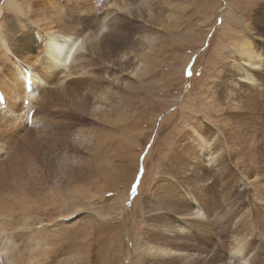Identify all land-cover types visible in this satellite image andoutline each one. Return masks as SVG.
<instances>
[{"label": "rangeland", "instance_id": "rangeland-1", "mask_svg": "<svg viewBox=\"0 0 264 264\" xmlns=\"http://www.w3.org/2000/svg\"><path fill=\"white\" fill-rule=\"evenodd\" d=\"M3 2L0 0V5ZM19 2L35 9L34 0ZM261 6L264 0H165L161 9L157 6L161 13L150 21L152 25H144L145 19L120 15L121 22L126 20L122 24L128 25V33L136 37L140 33H151L153 37L155 34L161 50L151 53L154 71L132 81L135 91L117 89L123 100L117 98L119 102L112 112L118 120L116 141L110 145L113 149L108 146L98 154L93 149L96 145L91 140L98 137L103 122L90 113L94 101L82 94L88 86L92 91L99 87H92L85 78L48 86V94L38 96L41 99L36 104H26L27 99L23 103V97L17 109L0 103V144L5 153L0 158V185L13 173L9 181L22 188L17 195L3 191L7 199L0 200V218L5 219L7 226L6 231L0 228V236L4 232L13 236V245L18 247L17 264H30L29 260L34 264H55L58 257L52 256L54 249H61L59 259L70 256L72 260L67 264H234L229 250L236 239L246 242L251 257L264 264V201L260 204L253 199L258 195L264 200V83L254 99H246L254 93L247 89L250 82L234 86L235 67L231 66L229 75L225 72L228 58L232 63L239 56L238 52L232 55L235 41L240 35L247 36L234 17L246 20L247 27H254L250 40L254 49L264 55ZM58 11L68 14L69 7ZM2 12L5 26L1 34L18 56L16 48L24 36L19 22L29 26L40 18L29 12L22 19L7 7ZM56 28L71 32L78 29L68 22ZM40 49L38 46L31 51V57H38ZM0 57L4 58H0V82L8 85L15 79V61L11 55ZM83 64L80 62L77 67ZM241 65L248 63L242 60ZM35 68L41 71L37 65ZM92 68L87 66L85 70ZM256 75L261 79L264 70ZM126 81L123 77L122 83ZM102 87H108L107 83H102ZM225 91L243 95L235 97L240 102L238 110L226 105L222 97ZM29 105L33 121L30 123L29 117L27 125ZM188 125L208 139L220 134L212 147L217 154L213 164L207 158L196 157L186 142ZM75 130L91 134L90 143L82 146L72 137L77 134ZM60 171L63 179L57 178L56 182L65 190H60L52 175L57 172L59 176ZM90 172L92 180L87 181ZM49 177L57 186H52L56 194L45 193ZM91 182L95 184L87 193L84 187ZM185 190L197 195L198 200L205 199L202 206L207 219H185L189 225L183 230L186 234H177L174 240L164 230L177 224L179 214L193 206ZM17 198L21 200L20 208L11 204ZM145 243L199 256L189 261L179 256L153 257L145 254Z\"/></svg>", "mask_w": 264, "mask_h": 264}, {"label": "bare ground", "instance_id": "bare-ground-1", "mask_svg": "<svg viewBox=\"0 0 264 264\" xmlns=\"http://www.w3.org/2000/svg\"><path fill=\"white\" fill-rule=\"evenodd\" d=\"M93 1L95 2V4L92 3ZM93 1L92 0H62V3H60L58 0H49L48 1L49 4H48L47 0H34L35 9L33 10V8L28 7L26 5L23 7V5L20 4L19 0H4L3 4L0 5V54L5 55V56L7 55L12 56V58L15 61L14 64H15L16 73L15 75H12V76H15L13 77L15 79L14 81H11L10 84L4 85L5 83L0 82V100L3 101L2 102L3 105L8 103L9 106L12 107V109H17L16 107L19 101L22 99V97H23V100H22L23 103L27 99L26 104H30L29 101L32 104H34V102L36 104L41 99L40 97H42V95L48 94L47 92L49 90L46 89L48 86L50 87L62 86L65 83V81L73 79V78H77V77L85 78L86 81L89 80V83L87 82L89 85H91L92 87L93 86L99 87L97 91H92L91 87L88 86L87 90L82 91L83 95L90 97L94 101L90 109V113H92L95 119L98 116L99 118L98 117L97 118L99 119L100 123L103 122L99 130L100 134L97 133L98 137L96 136L97 137L96 139L93 137L95 140H93V138L91 140L93 143H95L96 146L93 149L98 154L104 148L105 150L108 149V146L110 147V149H113L111 148L110 145H112L114 141H116V138H115L117 134L116 133V130H117L116 122L118 120L116 121V119L114 118V114L112 112L114 108L116 107V103L119 102L117 98L119 100H123L121 99L122 98L121 95H118L119 91L117 92V89L124 88V89H127V92L135 91L137 87L132 84L133 83L132 81L134 79L139 80L140 78L152 72L153 66H155V64L154 62L151 61V57H152L151 53L152 52L158 53L161 50V47L158 45V43H156L155 34H153L154 35L153 37L151 36L152 34L149 32H148L149 33L148 35L140 33L136 37L135 35L128 33V30H129V29L127 30L128 25L126 24V27H125L122 24L123 21L126 23V20H123L121 22L122 19H120V15L122 16L125 15L129 17V19H137V20L145 19L144 21H146V23L144 25H146L147 23L149 25H152L153 24L152 19H155V17L159 16V14L161 13L160 12L161 10H157V9L158 8L161 9L160 6L163 5V2H165V0H93ZM99 6L100 8H98ZM157 6L159 7L157 8ZM5 7L12 8L14 12L18 15L17 17L19 18L22 17V19L23 17L27 16L29 12L33 13L34 15L40 18V21L36 20L37 22H34V23L29 21V23L31 22L29 26H26L21 21L20 22L18 21L20 28L22 29V31H24V34H23L24 36L23 38H21L22 40L20 42V45L18 48H16L18 51L17 52L18 56H16L12 52L13 50L11 51L10 46L7 42L8 39L5 38V36L1 34L2 27L5 26L4 24H2V20H1V15L3 13L2 11H3V8ZM68 7H69V12L68 14L63 13L64 16L62 15V13L60 14V12L58 11L61 9L66 10L68 9ZM260 8L264 9V6H261ZM151 20L152 22L150 24ZM158 20L160 19L158 18ZM234 20L239 25V27L247 31V36L240 35L239 38L235 41L232 47L233 49L232 55H235L238 52L239 56L236 58V60L232 61V63L230 59L231 57L228 58V63L226 65L225 72L229 75L231 66L235 67L236 75L232 78L234 86H237L241 83H245V81H249L250 83L247 84L249 88L247 89L253 90L254 93L253 94L251 93L250 95L246 96V99H254L255 96H257L259 89L263 88L262 84L264 83V80L262 81V79H264V75L260 79L261 76L257 77L256 73L259 74L261 70H264V55L263 53L254 49L253 42L250 40L251 36L253 35L252 31L254 32L255 30L254 27L253 29L251 27H247L245 25L246 20L242 18L234 17ZM65 22L71 23V25L75 24L78 29L77 30L75 29L76 31L71 32L70 30H67L66 28H65L66 31L65 29L63 31V30L56 28V27H61ZM73 28H70V29L74 30ZM146 30L148 31V29ZM18 41L19 40H17V42ZM38 46L41 48L38 51L40 56L38 55V57L36 56L31 57L33 55V54L31 55V51L35 50V48ZM253 50L257 52L258 59L254 58ZM3 59L1 58V60ZM121 60H123V62H121ZM242 60L247 61L248 66L241 65ZM80 62L84 63L83 67L81 66L77 67V64ZM36 65L37 67L41 69V71L35 68ZM87 66L93 67L96 71H94L93 68L90 69L91 71H86L85 67ZM256 70H258V72L255 73ZM11 72H13L12 68H11ZM123 77H126L128 81L122 83ZM102 83H105V85L107 83L108 87L103 88ZM243 85L244 84H241V86L240 85L239 86L242 87ZM61 92L62 91H60L59 93ZM121 93H122V90H121ZM242 96L243 95L240 96V94H237L231 91L230 92L225 91V94H223L222 97H224V101H226V105L230 107L229 109L238 110L240 107L239 106L240 102L238 103L237 99L235 100V97L241 98ZM199 99L200 101H204L203 97H199ZM29 106H30V109H28L27 114H26L27 125L29 122V117L31 118L30 123H32L33 121V116L32 117L29 116L32 106L31 105ZM197 112H193L192 114L199 115L200 112L199 111ZM108 115L109 117H107ZM105 128L108 129V132L103 131V129ZM79 131H82V129H79L78 132ZM74 132H77V130H75ZM78 132L77 134H73L72 137L78 140L79 143L82 144V146L83 144L87 145L86 144L87 141L90 143V136H92L91 134L85 135L84 132H81V133H78ZM187 133L188 134L185 135L186 136L185 139H187L186 142H188V144L192 147L193 151L195 152L194 154L196 155V157L207 158L209 163L213 164V161H215L217 154L212 152V149H213L212 147H213V144L218 141V138H219L218 136L220 134L216 133L215 137L212 136L214 138L208 139L204 137V135H202L201 132H199L196 128H194L191 125L189 126ZM71 141L73 140L71 139ZM92 145L94 146V144ZM4 155L5 153L3 152V149H1V144H0V158L4 157ZM94 157L93 158L91 157V158L95 159ZM20 161H23V160H20ZM86 163L88 165V162ZM95 166H97V169H99V166L97 165V163ZM91 167H94V166L92 165ZM9 169L12 170L13 168L10 167ZM88 170H89V167H88ZM97 172L99 171L97 170ZM92 173L91 172L89 173L87 177V181L92 180ZM52 175H54L55 184H57L58 187L60 186V190L62 189L65 190L62 187V184L56 182L57 178L63 179L61 177L62 172L60 171L59 176H57V172L52 173ZM12 177H14L13 173H11L9 177L5 178V183L3 182V184L0 185V200L7 199L6 195L3 194L4 193L3 191L4 190L6 191V189L12 192L14 195H17L19 194V192H22V188L20 187V185L14 186L13 181H9ZM51 179L52 178L49 177V179L46 181L47 183L46 191L48 192H45V193L54 192V194H56L54 189L52 188V186L54 185ZM92 184H95V183L91 182L88 186L87 185L85 187L83 186L84 191L89 193V191L92 189L91 188ZM242 184H245V181H243ZM57 186L55 185L54 187L56 188ZM256 186L259 187L258 185ZM258 190L256 188V191ZM185 193L187 195L186 198H188V200L190 201V203H192L193 206L192 207L190 206L188 210L184 209L183 212L179 214V217H177V219L182 222L177 221V224L175 225L170 223L172 225L167 226L164 230V233L170 235L172 239L174 240L177 239L176 238L177 234L178 235L186 234L183 230L185 229V227L189 226L187 223L188 220L203 221L207 219L206 217L207 213L202 206V204L204 203L203 201L205 199L203 200L200 197V200H198L196 197L197 195L191 194L187 190H185ZM254 197H256V198H253L254 200L257 199L260 204L261 203L263 204L262 201L264 200L261 199L260 196L256 195ZM182 200H184V197ZM3 201L5 202V200ZM19 201H21L19 198L13 199L11 200V204L15 208L17 207L20 208L18 205ZM262 206L264 207V205ZM2 211L3 210L1 208V203H0V215L3 214ZM207 212L210 215L209 209H207ZM249 215L250 214L248 213L247 217H250ZM185 219L187 220V222L184 221ZM6 226L7 225L5 223V219L0 218V228L2 230H5ZM250 231L251 230H249V232ZM262 237L264 238V233L262 234ZM12 240H13V236L6 232H4L2 236H0V264H17L15 253L17 252L16 248L18 247L16 248L14 247L15 244L13 245ZM37 245L35 244V246ZM246 247H247L246 242L241 243V240L237 242V239H236L234 246H232V248L229 250V252L231 253L230 259L235 258L233 260L234 264H262L261 260H259L258 258L251 257L252 253L250 252L249 249H246ZM257 248H260V247H257ZM60 252H61V249H59V252H57L56 249H54V251H51V254L53 257H58L57 263L55 264H67L71 259L70 256H63L59 259ZM144 252L145 254L149 256H153V257L179 256V258H181V260L183 261L185 260V257L187 258L186 261H189L195 258L196 256H199V255L192 256L184 250L178 251L168 246L151 245V243L144 244ZM28 262L30 264H34L30 260ZM226 262L229 264H233L232 262H228V261Z\"/></svg>", "mask_w": 264, "mask_h": 264}]
</instances>
